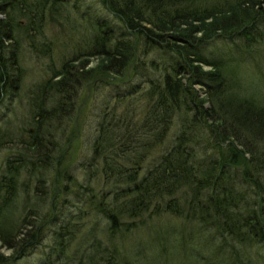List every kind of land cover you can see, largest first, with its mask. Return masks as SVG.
I'll list each match as a JSON object with an SVG mask.
<instances>
[{"label":"trees","instance_id":"trees-1","mask_svg":"<svg viewBox=\"0 0 264 264\" xmlns=\"http://www.w3.org/2000/svg\"><path fill=\"white\" fill-rule=\"evenodd\" d=\"M100 3L118 21L101 18L90 23V42L94 48L89 55L104 56L105 69L118 75H126L130 69L135 73L142 70L143 74L136 75L141 79L130 93L137 95L140 89L134 102L145 110L142 114L131 111L123 116L117 113V108H111L105 113L95 126V136L90 142L92 151L86 154L81 166L89 179L72 191L71 183L65 181L71 182L76 176L60 169L65 156L62 144L78 138L62 119L66 110L71 111L74 106L70 95L75 73L72 67L56 73L55 81L48 85L59 94L57 103L47 105L50 94L33 101L35 130H30L28 140H23L26 148L9 156L4 173H0L3 245L13 253L24 254L26 247L31 249L36 247L33 244L40 245L45 240L42 228L45 223L38 225L35 216L29 213L16 219L7 208L15 209L11 202L17 197L24 172L28 173L29 181L36 176L38 185L43 186L47 183L44 172L56 161L59 171L53 181L55 201L72 209L87 204L110 218L114 232L122 227L120 222L125 214L132 220L124 223L129 231L138 225L134 224L136 219L150 214L156 219L165 213L180 218V223L174 218L156 222L148 244L138 241L137 246L136 242L131 253L116 240L110 251L109 247L104 248L103 241L93 239L77 260L72 257L77 264H167L169 260L165 262L159 256V248L148 249L153 244L172 246L174 238L181 241L183 251L192 252L191 259L168 264H260L264 261V103L258 100L263 89H255L260 96H251L253 89L247 93L242 79L245 70L241 68H246L245 64L231 55L227 62L207 57L204 45L215 43L209 53L213 54L218 40L229 44L240 35L246 42L264 44V0H100ZM67 4V0H0V12L6 16V20H0V109L22 85L18 62L20 39L14 33L19 13L45 23L47 17L56 18L55 13ZM87 4L88 12L97 11L98 3ZM87 13L84 15L88 17ZM44 23L28 28L26 38L31 39L30 34L42 30ZM222 50V55L227 51L230 54L229 49ZM153 53L155 57L151 56ZM238 57L244 58L246 64L256 61L254 71L260 70L264 75V46L248 49ZM204 66L211 69L205 70ZM197 85L202 86L206 100L209 98L217 107V114L212 113L215 108L209 110L204 106L206 100L200 98ZM129 103L131 106L133 100ZM175 119L180 129H176L171 149L147 165L145 158L134 156L141 138L154 136L156 140H164L171 130L169 124ZM63 135L68 136L66 143ZM97 175H104L106 186L99 192L90 182ZM71 194L76 195L72 198ZM58 202L51 212L55 216L49 220L59 231L55 232L58 243L49 246L50 252L38 260L39 264H52L56 257L68 255L66 238L61 237L65 233L57 228L73 212L62 213L63 208L56 206ZM61 213L63 218L59 217ZM11 258L0 252V264H11Z\"/></svg>","mask_w":264,"mask_h":264},{"label":"rangeland","instance_id":"rangeland-1","mask_svg":"<svg viewBox=\"0 0 264 264\" xmlns=\"http://www.w3.org/2000/svg\"><path fill=\"white\" fill-rule=\"evenodd\" d=\"M87 2L98 3V7L96 6L97 11L88 12ZM67 3L66 8L55 13L57 15L56 18L47 17L45 23L35 18V16L19 13L14 33L17 37L19 36L20 39L18 62L22 70L20 71L22 85L18 91L11 96L12 99L9 97L11 100L6 101L4 106L0 109V173L2 171L4 173L8 163L7 158H9V156L17 154L20 150L26 148L22 142L23 140H28V133L30 130H35V125H33L34 120L32 122L33 101L39 100L43 94H50V101L47 102V105L51 107L52 104L57 103L56 99L59 97V94L50 88L51 84H48L51 81H55L56 73L72 67L76 77H72L74 86L72 87V94L70 95L72 100L70 101H72V105L74 106L71 111L66 110L62 119L65 123L66 121L68 122V129L74 131L78 138L76 141L69 142L68 140L66 143L68 136L63 135V137L65 136L64 141L66 144H62L61 150L63 154L65 152V156L61 166L62 169L60 170L72 177L76 176L71 182H68L69 179L67 181V178L64 179L67 184L71 183L73 191L79 188L80 184L87 182L89 179L88 173H85L81 166L83 165L86 154H88V152L90 154L92 151L90 142L95 136V126L106 116L105 113L111 108H117V113L124 116L131 111L134 114L136 111L138 114H142L145 109L140 107L139 104L135 105L134 102L135 96L139 97L140 95V89L137 95L134 91L133 94L130 93L133 89L132 87L138 84V79H141L140 76L136 75L143 74L142 70H138L135 73L134 70L130 69L128 74L118 75L105 69L107 60L104 56L89 55L91 53L90 50L94 48L92 47V42H90V23L93 24V21H99L101 18V20L108 19L110 22L118 20L114 16L108 14L104 9V5H101L100 0H67ZM31 7L34 6L31 4ZM85 13L90 17L88 18L85 16ZM5 18L6 16L4 13L0 12V20L4 21ZM40 22L44 23L43 29L36 31L35 34H30L32 36L31 39H27L26 35H24L25 31L28 28L31 29V27H34L35 24ZM240 36L241 37L235 42L231 40L229 44H224L221 40H218L219 42L211 40L210 42H217V46L213 50V54H209L215 43H213V45L211 43H206L204 45L207 46V49L204 48L205 55L212 59H215V57L221 59L222 62H227L229 58L231 59V57H233L239 60L240 64H245L246 68H241V71L245 70L244 73L242 72V79L245 82L247 93L251 92L253 89V95L251 96L261 95L258 102L263 104L264 75L260 70L255 72L257 70L256 61L246 64L244 63V58H239L238 54H244L248 49L252 51L254 48H262L264 44L254 41L246 42L245 37L242 35ZM241 48L244 50H240ZM220 49L224 51L229 49L230 54L227 51L225 55H222ZM8 50H10L9 47L7 48V51ZM151 56L155 57L156 54L153 53ZM204 69L210 70L211 67L204 66ZM132 73L133 75L131 76ZM248 87L250 88L249 90L247 89ZM260 87L263 91L259 95V90L255 89ZM197 89L200 90V98L206 100L202 86L197 85ZM131 100H133V103L130 106L129 102ZM139 103H142V101H139ZM204 106L209 108V110L215 108L212 113L217 114V107L213 105L209 98L205 101ZM169 125L171 130L164 140H156L154 136L141 138V142L136 148L134 156H136V158H145L144 164L147 165L150 161H153L155 157L171 149L175 141L174 135L177 130L180 129V127H178V119H175V121ZM204 133L207 132L204 131ZM203 137H206V134H203ZM207 147L210 148L209 146ZM61 150H59V152H61ZM56 163V161H52L51 167H49V169L47 168V172H44V175L47 176V183L43 186L38 185L39 182L36 176L29 181L27 177L28 173L24 172L18 188L17 197L15 201L12 200L11 202V207L15 209L12 210L7 208L9 215L14 216L16 219L24 216L26 213L35 216L34 218H36L38 225L45 223L42 228L46 235L45 240L40 245L35 243L33 246L36 247H31V249L30 247L28 249L26 247L24 254L13 253L14 251L5 247L0 240V252H2L5 257L12 256L11 264H39L38 260L46 257L48 255L47 253L50 252L49 246L58 243L59 237L55 232L57 233L59 231L54 229L49 221L55 216V214L52 215L51 212L55 202H58L55 201L56 189H53V181L59 171ZM103 176L97 175L94 177L95 180L90 181L93 185H96L98 192L102 190L103 185L104 188L106 187L105 178ZM36 184L38 187L37 190ZM25 185L28 186L25 188ZM1 186L2 184L0 183V187ZM0 191L2 192L1 188ZM75 195L76 194H71V197L73 198ZM2 199L3 194L0 193V206ZM56 206H61L63 208L62 213L64 212L68 215L71 214L70 212H73V214L67 216L65 220H61V225L57 228L65 233V235L61 237L66 238V245L68 247L66 252L68 255L61 258L56 257L54 261H52V264H77L72 260V257H76L75 260H77V256L85 249V245L96 238H98L100 242L103 241L104 248L109 247L110 249L108 248V250L110 251L114 247L116 240V242L122 244L121 246L125 247V251H130L131 253L136 242L143 241L145 242L144 245L148 244L149 240L152 238L151 232L156 222L164 220V222L161 221V223H165L167 218H169V221H174V218L177 220V223H180V218L171 217L168 213L162 214L161 219L151 217L152 214H150L144 219L141 217L135 221L133 219L134 224L138 225H133V230L129 231L124 223L131 222L132 220L130 216L125 214L120 222L122 227H120L119 231L114 232L111 228L110 218H106V216L99 213V211L90 209L85 203L79 204L76 209L69 208L68 206L64 208L60 202H58ZM62 213L61 216H59L61 218L64 217ZM83 214L87 215L83 217ZM2 216L3 214H0V218ZM177 226H179V224H177ZM138 231H141V233H138ZM139 245L138 242L137 246ZM157 248H159V256L165 260V262L169 260L168 263L183 262L186 260V262H189L188 259H191L190 256L192 252L183 251L181 248V241L176 238H174L172 246L166 247L162 245V247H159L153 244L152 248L150 247L148 251L151 249L155 251ZM224 252L225 255L229 254L228 251ZM214 256L216 257V254ZM162 264L166 263L162 262ZM260 264H264V261H261Z\"/></svg>","mask_w":264,"mask_h":264}]
</instances>
